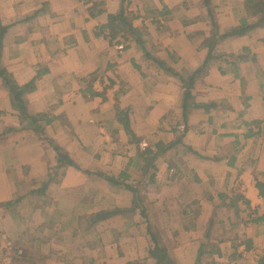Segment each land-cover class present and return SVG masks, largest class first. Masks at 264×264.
<instances>
[{
  "label": "crops",
  "instance_id": "obj_1",
  "mask_svg": "<svg viewBox=\"0 0 264 264\" xmlns=\"http://www.w3.org/2000/svg\"><path fill=\"white\" fill-rule=\"evenodd\" d=\"M125 1L128 10L139 16L134 25L144 22L150 34L147 39L163 46L155 52L146 47L150 55L166 61L168 53L173 54L175 71L191 73L203 67L208 54L203 41L212 30L201 11V0ZM193 3L198 4L197 18ZM122 5V0H0V20L8 27L1 65L19 86L32 87L25 95L29 113L54 116L47 127L49 136L54 141L56 137L74 138L70 146L55 142L82 170L115 177L126 172L124 183H132L136 165H143L142 160H135L137 152L152 149L158 141L168 144L179 136L180 143L153 163L156 171L149 170L142 179L144 198H149L147 189L152 190L153 206L159 205V209L150 205L147 212L157 221L160 215L179 217L178 221L169 218V230L176 231V237L167 240L168 250L179 264H195L206 240L220 241L221 255L203 262L229 264L236 246L228 222L236 218L241 222L249 212L262 211L254 186L256 180L264 183V26L218 45L229 55L247 47L256 61L238 63L224 74L218 68L219 64L225 67L224 63L206 64L192 95L195 103L214 107L208 112L190 108L184 119L183 93L176 78L158 69L136 46L119 50L104 35H94ZM212 6L220 31L231 28L244 15V0H212ZM163 7L171 11L172 18L168 31L157 33L145 19ZM162 16L159 20L164 23L169 16ZM122 110L128 112L138 143L129 141L117 121ZM173 121L184 124L180 134L171 128ZM1 127L20 128L9 95L0 86ZM111 150L114 155L107 153ZM53 158L52 149L24 132L0 141V264H13L12 257L21 252L14 245L22 234L35 230H41L47 241L49 256L43 264H129L147 258L148 240L138 210L123 213L128 215L125 219L120 217L122 213L112 215L84 232L93 239V235L99 236L97 244H90L92 240L86 236L81 246L77 244L72 236L79 217L129 208L133 197L102 178L84 176L71 168L52 180L47 170ZM183 181L192 183L187 189L192 199L186 201L185 196L174 205L172 194ZM195 201L199 206H192ZM78 202L81 207H76ZM158 225L166 224L159 220ZM236 232L252 240L253 251L242 253L231 264H256L255 256L264 250V229L249 223L241 224Z\"/></svg>",
  "mask_w": 264,
  "mask_h": 264
},
{
  "label": "trees",
  "instance_id": "obj_2",
  "mask_svg": "<svg viewBox=\"0 0 264 264\" xmlns=\"http://www.w3.org/2000/svg\"><path fill=\"white\" fill-rule=\"evenodd\" d=\"M125 2V0H122L123 5L120 11L116 14H109L106 18L105 24L99 26L94 35H104L110 45H116L117 47L121 45L122 49H127L131 45L136 46L143 52L144 57L154 63V65H156L158 69H161L162 71H164V73L170 74V76L176 78L180 83L183 93L182 116L184 119L186 118L188 110L190 108L202 109L204 112H208L211 107H214V104L211 103H195L194 96L192 95L194 82L198 75L203 71L206 64H208L210 61L224 63L225 67H222L221 64H219L218 67L220 69V73L224 74L228 69L232 70V68L237 67L238 63L256 61L255 58L251 56L250 50L247 47L242 48L236 55H229L225 54L218 47V45L226 38L242 37L249 31L264 26V0H244V15L237 21V24L223 31H220L218 25L216 24L214 13L212 10V0H201V3L203 5L202 8H204L203 11H205V15L211 22L212 32L211 36L203 41L204 46L208 49V54L203 63V67L191 73H187L183 71V69H178L177 71H175L176 69L174 67V70L173 66L176 63L177 59L171 53H168V59H166V61H163L150 55L147 52V37H150V34L148 33V26L144 24V22H141L139 26L134 25V22L139 19V16L138 14L129 11L127 7L128 3L125 5ZM163 9L164 10L161 14L157 10H151L154 11L151 12V15L154 13L156 14H154L151 19L150 17L148 19H145L151 24V27H153L157 33L168 31L167 23L172 18L171 11H169L165 7H163ZM90 15L93 16L92 13H90ZM162 15L169 16L166 21H163L164 23L159 20V16L161 17ZM250 20L252 21L251 23H249ZM7 29L8 27L4 26L0 20V60L3 40ZM0 86L7 91L9 95L10 105L13 111H15L17 114V119L20 126L19 130H16L12 127H1L0 141L6 140L8 138V135L14 133L16 134L17 131L24 132L32 136V139L40 142L41 145L45 148L52 149L54 151L53 163L52 165L48 166L47 170L48 176H53L54 179L52 180L61 178L62 175H64V171L68 168H71L84 176L93 175L102 178L106 180L111 186L121 187L132 194L133 198L129 208H121L109 212L100 211L98 213L79 217L78 228L74 231V235L72 236V238L76 242L80 237H82L81 233L88 231V229L96 228V226L100 222L106 220L112 215L120 213L123 214L126 212L132 213L138 210L141 219H143L140 222L141 227H143L142 232L148 240V257L145 259H140L138 261L130 262L129 264H179L168 250L170 245L169 243H167L169 237L172 239L176 237V231L169 230V227L171 226L170 221L165 222V226L156 224L150 212H147L150 208L148 207L149 205H147L146 198L143 197V184H138L140 182H137V184L134 182L125 184L124 181L128 179L126 172H121L117 177H115L114 175H106L98 171L93 172L89 170H82L78 165L74 164L64 148L58 146L47 132V127H49L55 119L54 116H49L45 113H29L26 105L25 95L32 91V87L29 84L19 86L15 82L12 74H10L1 65V62ZM117 114V121L118 123H120V125H122L126 135L129 138V141L138 143L135 140V136L130 128L128 112L122 110ZM179 143L180 137L177 136L174 141L168 144H164L158 141L154 144L152 149L147 147L142 151H138L135 160H142L143 165L137 164L135 170L137 172H141L143 176H145L149 170H153V172H155L156 169L153 163L156 161V159L165 155L168 151H170V149H172ZM154 175L155 174L151 175L149 183L153 181L152 179ZM254 187L258 193L259 198L262 201V211L254 214L249 212L246 215V218L248 220V223L255 226H260L264 229V183L256 180ZM221 199L222 201L225 200L224 198ZM239 199L240 200L238 201H241L242 204L249 206L247 200H245L244 198ZM229 202H231V200ZM191 204L193 207L197 205L199 206L198 201L192 202ZM243 222L244 220L242 221V223ZM211 224L212 222L210 221L208 224V229L205 233L206 239L210 236ZM246 224L247 223H243V225ZM238 225L239 222L233 224L230 228V232H233L232 234H234L233 244L236 247L233 249L229 256V264L240 258L242 253L253 251L252 240L248 237H243L237 234L236 231L238 230ZM167 230H169L170 235L166 237ZM222 235L224 237L225 233ZM219 242L210 243L206 240L204 244L200 245L195 264H215V262L206 261L204 263L203 261L206 260L207 257L221 255ZM46 245L47 241L41 230H35L32 233L22 234L20 236V239H18V241L14 245L16 252L18 250H20L21 252L16 256V258L14 256L12 257L13 264H43L49 256L48 253H44ZM238 249H241V251H238ZM255 263L264 264V250L260 254L255 256Z\"/></svg>",
  "mask_w": 264,
  "mask_h": 264
},
{
  "label": "rangeland",
  "instance_id": "obj_3",
  "mask_svg": "<svg viewBox=\"0 0 264 264\" xmlns=\"http://www.w3.org/2000/svg\"><path fill=\"white\" fill-rule=\"evenodd\" d=\"M194 4V3H193ZM194 9H195V16H196V18L198 17V12H197V9H198V4L196 5V4H194ZM164 9H161V11H160V14L162 13V11H163ZM201 11H203L202 10V8H201ZM203 13V12H202ZM166 16H168V15H166ZM199 16H200V14H199ZM150 17V15H147V18H149ZM162 17V19H163V16H161ZM147 41H148V44H146V47H147V49H152V51H156L157 49H162L163 48V46L161 45V44H158V43H156L154 40H152V39H147ZM180 123H178V122H172V124H170V126H172L171 128H173V130L175 131V134L177 133V134H180L182 131L181 130H178L180 127H183V125H179ZM170 128V129H171ZM183 129H184V127H183ZM72 139H74L73 137H71V136H69V137H67V138H65L64 140L63 139H60V137L57 139V137H56V142H57V144H59L60 146H64L66 143H69V146H70V141H72ZM141 146H145V144H141ZM140 146V147H141ZM81 147H82V142H81V144L78 146V148H80L81 149ZM145 147H147V145L145 146ZM63 148V147H62ZM77 148V149H78ZM79 151L80 150H77V154L79 153ZM113 152H115L114 150H111V151H107V153L109 154V153H111L112 155H114L113 154ZM129 171H130V173L129 174H131V170L129 169ZM60 172V171H59ZM44 173V172H43ZM133 175L131 174V177L133 178V180H132V183L134 182V181H138V182H140V183H138V184H144V181H142V179L143 178H145V176H143L142 175V173L141 172H139V175L137 176V171L136 170H133ZM60 174V173H59ZM137 176V178L134 180V176ZM146 175H147V173H146ZM144 180V179H143ZM147 180V179H146ZM183 185L184 187L182 188L181 187V185ZM180 184H178L179 186H177L178 187V189H176L174 192H173V194H172V196H173V202H174V205H175V201H177L179 198L180 199H182V198H185V196H186V201H190L192 198L190 197V196H192V195H190L189 194V192L190 191H188L189 189H190V187H191V182H187V183H185V181H183L182 183H180ZM183 189V190H182ZM188 189V190H187ZM87 190V189H86ZM187 190V191H186ZM186 191V192H185ZM146 193H147V196L149 197L148 199H146L147 201V205H151V209H159V205L158 204H156V207L155 206H153V204H154V197H155V195H154V192H152V190L150 191V190H148L147 189V191H146ZM143 197H146L145 195H144V193H143ZM167 200H168V198L167 197H165ZM156 200V199H155ZM167 202V201H166ZM58 204V203H57ZM77 204V203H76ZM168 204H164V207H166ZM76 206V205H75ZM148 206V207H149ZM76 207H81V205H79V202H78V205L76 206ZM59 208H60V210H61V208H62V204H60L59 203ZM252 213V212H251ZM122 219H125V217H128V215H126V214H121V216H120ZM160 218L158 219V221L156 220V224H159V220L160 221H164V222H168V220H169V218L170 217H172V219H176V221H178V216H171V215H169V214H166V215H160L159 216ZM154 220V221H155ZM244 220V222L243 223H247V224H249L248 223V220H247V218H246V216H245V218L243 219ZM243 220H241V222H239V220L236 218L234 221H233V223H230V222H228L230 225H227V227H231L233 224H235V223H237V222H239V225H238V227L242 224L243 225V223H242V221ZM170 222H171V220H169ZM162 226V225H161ZM172 226V225H171ZM245 226V225H244ZM176 227H178V226H176ZM225 227H226V225H225ZM219 228H221L222 229V226L221 227H219ZM222 231H224L223 229H222ZM71 232V231H70ZM223 232H221V234H222ZM224 233H226V231L224 232ZM231 233H233V232H231ZM82 235V237H80L78 240H77V244H80L81 243V245H82V242H84V239H85V236L86 235H84V233H81ZM61 236H64V235H61ZM94 236V238L95 239H93V237L92 236H86V240H92L91 241V243L90 244H97V240H98V237L99 236H97V235H93ZM249 238V237H248ZM46 252V249H45V251H44V253ZM84 252H86V251H84Z\"/></svg>",
  "mask_w": 264,
  "mask_h": 264
},
{
  "label": "built area",
  "instance_id": "obj_4",
  "mask_svg": "<svg viewBox=\"0 0 264 264\" xmlns=\"http://www.w3.org/2000/svg\"><path fill=\"white\" fill-rule=\"evenodd\" d=\"M118 49H119V50H121V49H122V46H121V45H120V46H118ZM179 130H181V131H182V130H183V127H180V128H179Z\"/></svg>",
  "mask_w": 264,
  "mask_h": 264
}]
</instances>
